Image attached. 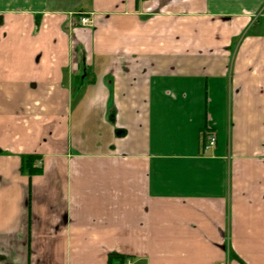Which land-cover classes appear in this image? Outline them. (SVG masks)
Listing matches in <instances>:
<instances>
[{
  "label": "crops",
  "instance_id": "1",
  "mask_svg": "<svg viewBox=\"0 0 264 264\" xmlns=\"http://www.w3.org/2000/svg\"><path fill=\"white\" fill-rule=\"evenodd\" d=\"M81 1L0 0V264H264V0Z\"/></svg>",
  "mask_w": 264,
  "mask_h": 264
},
{
  "label": "built area",
  "instance_id": "2",
  "mask_svg": "<svg viewBox=\"0 0 264 264\" xmlns=\"http://www.w3.org/2000/svg\"><path fill=\"white\" fill-rule=\"evenodd\" d=\"M81 23L83 25H90V24H92V21L88 17H82ZM217 141H218L217 132L212 128L206 129L204 132V135H203V151H204V153H208L209 151L215 149L217 146ZM127 264H131V261L128 260ZM220 264H231V263L229 262V260H226V261L221 262Z\"/></svg>",
  "mask_w": 264,
  "mask_h": 264
},
{
  "label": "trees",
  "instance_id": "3",
  "mask_svg": "<svg viewBox=\"0 0 264 264\" xmlns=\"http://www.w3.org/2000/svg\"><path fill=\"white\" fill-rule=\"evenodd\" d=\"M34 157L28 156L25 160L24 168L30 172L31 174L38 173L41 170H37L34 168ZM130 259L128 256H123L119 254H111L109 256V264H127V261Z\"/></svg>",
  "mask_w": 264,
  "mask_h": 264
},
{
  "label": "rangeland",
  "instance_id": "4",
  "mask_svg": "<svg viewBox=\"0 0 264 264\" xmlns=\"http://www.w3.org/2000/svg\"><path fill=\"white\" fill-rule=\"evenodd\" d=\"M72 1H73V2H76V1H77V2H82L81 0H72Z\"/></svg>",
  "mask_w": 264,
  "mask_h": 264
}]
</instances>
